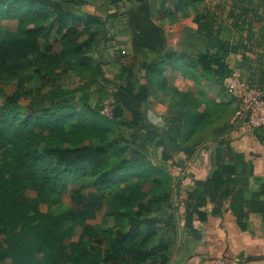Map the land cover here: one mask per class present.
<instances>
[{
  "label": "trees",
  "instance_id": "16d2710c",
  "mask_svg": "<svg viewBox=\"0 0 264 264\" xmlns=\"http://www.w3.org/2000/svg\"><path fill=\"white\" fill-rule=\"evenodd\" d=\"M202 1L173 0L167 5L164 0H108L84 17L77 10L87 0H0V25L16 22L15 38L0 42V264L170 263L169 236L177 237L178 210L171 197L179 189L171 171L184 170L199 146L213 149L216 164L221 162L229 150L224 135L232 128L228 120L232 105L235 115L236 100L225 89L230 99L222 91L213 98L199 90L196 97L193 92H176L179 104H185L188 96L192 99L190 111H181L170 134L167 127H158L147 118L148 86L135 91L129 69L125 85L104 79L100 54L101 47L112 39L107 24L122 23L131 48L152 54L149 62L141 63V69L149 81L153 78L161 87L167 86L164 72L168 66L187 83L197 85L205 80L224 85L237 71L229 63L234 57L245 64L242 69L247 77L238 72L249 88L264 92V62L260 69L259 63L250 64L248 57L264 48V41H259L264 38V10L258 12L264 0H232L224 16L214 9L198 12ZM191 10L194 15L189 14ZM156 17L169 26L190 23L205 42V51L193 59L179 54L171 45L167 28L155 23ZM83 19L105 22L106 30L100 36L88 27L79 31ZM255 26L260 27L258 33ZM54 29L58 53L53 52L50 41ZM225 30L233 41L224 39ZM65 72L89 78L82 86L65 89L56 81V76ZM13 81L8 94L1 84ZM98 82L115 89L112 118L71 101L72 95ZM22 102L27 104L20 112ZM119 111L131 114L129 127L142 134V147L155 149L158 165L141 156L124 159V148L127 151L129 147H120L119 140L110 142L115 112ZM222 114L227 117L224 124L203 138V128ZM256 131L264 136V131ZM85 176L99 182L95 191L82 185L74 188ZM132 180L134 183L128 184ZM71 187L68 209H52V199ZM261 192L264 194V189ZM228 193L217 172L209 180L195 181L194 188L186 192L184 227L193 241L187 240L183 248L177 243L172 264H229L211 254L201 255L193 245L199 242L193 221H205L207 205L215 206V212L225 210ZM259 203L257 211L264 214V201ZM100 214L112 221L110 227L89 223ZM239 225L246 228L241 218Z\"/></svg>",
  "mask_w": 264,
  "mask_h": 264
},
{
  "label": "rangeland",
  "instance_id": "374dc122",
  "mask_svg": "<svg viewBox=\"0 0 264 264\" xmlns=\"http://www.w3.org/2000/svg\"><path fill=\"white\" fill-rule=\"evenodd\" d=\"M108 0H87L85 6L80 7L77 11H80L84 17L91 16L94 14L96 7H99L102 4H107ZM159 2L161 0H158ZM167 5H169L173 0H164ZM232 0H204L201 4L197 5V11L201 12L204 9H214L217 13L221 15H226L227 11L231 7ZM264 10L260 9L258 12ZM190 15H194V11L191 10L189 12ZM156 24L164 26L168 28V32L170 34V42L171 45L178 50L179 54H184L187 57L193 59L200 53L205 51V42L201 40L194 31L187 28V25H191L190 23H182L181 25L176 26H169L166 20L156 17L154 20ZM105 22H98V23H87L86 19H83L81 22V26L79 31L82 30L83 27H88L91 32L96 31L98 36L102 35L103 30H106ZM255 31L258 33L259 26H255ZM107 29L109 34L112 36V39L101 47V54H100V65L102 70V77L107 81L111 82L114 85H125L127 70L129 69L133 74V84L135 91H138L141 85H146L149 88V98L148 101L150 103V111L147 113V118L149 121L158 126V127H167L168 133L171 134V129L177 123L178 116L180 115L181 111H190L189 103L191 102L192 97L188 96L185 100V104H179L181 98L176 94V92L182 93H189L193 92L196 95L193 97L198 96V90L201 93H204L205 96L208 97H215L219 91L228 98L229 96L224 91V85H217L213 81H200L197 85L192 84V82H186L180 75L174 74V67L168 66L164 72V75L167 80V86L161 87L159 84L157 85V81L153 78H150V81L146 78V73L144 70L141 69V63L143 61L149 62L152 58V54L144 51H138L131 48L129 43V37L127 33L124 31V26L122 23H115V24H107ZM56 29L53 30L51 36V43L53 45V52L58 53L60 51V45L57 42L58 37L55 35ZM16 36V22L15 21H4L0 25V42L5 40H13ZM86 36H82L81 39H85ZM224 39L233 41L231 33L229 30H225L224 32ZM258 41V38L257 40ZM260 43L262 44L264 41L263 37L259 39ZM254 43H256L253 40ZM249 62L252 65H257L258 68H262V65L259 66L262 62H264V48L260 47L258 49V53L256 56H248ZM230 65L235 67L237 71L241 72L245 78L247 77L245 72L243 71L242 67L245 65L237 61L234 57L229 58ZM255 65V66H256ZM256 69V68H255ZM253 70V73L257 71ZM89 77L87 76H78L71 72H65L63 74H58L56 76V81L59 85H61L65 89H75L76 87L84 85V83L88 80ZM255 78H252L254 81ZM15 85V81L11 83H3L1 84V88L6 92L10 93ZM160 86V87H159ZM166 88V89H164ZM168 89V90H167ZM115 94V89L112 85L107 86L103 83L98 82L96 85H93L88 90L84 92H79L71 96L72 103L80 106L83 103L89 105L92 108L98 109L101 111V115L105 117L112 118L114 116L111 115L112 110L114 111V104H113V97ZM187 102V103H186ZM27 103L22 102L20 105V112H22L23 108ZM234 105L231 106L230 114L231 118L228 120L230 124L234 121L235 122V115L233 116V109ZM203 111L201 108L200 112ZM117 117L115 123V131L114 134L112 133L109 135V140L111 141H118L120 147H129L126 151L124 148L123 156L124 159H130L134 157H142L146 161L152 163L153 165H158L156 163V153L155 149L152 146H144L142 147L143 143V136L131 129L128 125V122L131 120V114L125 111H119L118 113L115 112ZM223 116V117H221ZM217 117V120H212L211 126H206L203 128L202 133L203 138H207L209 136V131L211 133L212 129H219L227 120V117H224L222 114ZM226 119V120H225ZM125 122V123H124ZM137 135L136 138L134 136ZM94 145H98V141L93 142ZM126 144V145H125ZM175 181V180H174ZM134 183V180L130 181L128 184ZM82 185L86 187L89 192L95 191L99 187V182L96 179H92L88 176L83 177L74 185V188ZM124 185H122L123 187ZM73 187L69 188L70 190L63 194L60 197L53 198L51 201V207L55 210L64 211L67 210L70 205V191ZM182 198L178 197L177 191L174 192V196L171 197V202L175 207H178L176 215V222L180 220V215H183V207L182 205ZM175 203V204H174ZM171 211H168L169 213ZM166 213V212H165ZM167 218L164 216V221ZM174 221V222H175ZM94 227H110L112 225V221L109 219H105L103 214L98 215V217L94 220L89 222ZM169 246L172 252V258L170 263L172 264L175 259V251L177 246V237L175 235H170ZM185 241L181 239L179 241V246L182 247ZM186 262H182L181 264H185Z\"/></svg>",
  "mask_w": 264,
  "mask_h": 264
},
{
  "label": "crops",
  "instance_id": "0c3cea01",
  "mask_svg": "<svg viewBox=\"0 0 264 264\" xmlns=\"http://www.w3.org/2000/svg\"><path fill=\"white\" fill-rule=\"evenodd\" d=\"M188 28L192 30L189 25ZM231 124L232 128L224 135L228 137L229 150L219 164H216L213 149L199 146L184 170L176 169L171 173L182 200L186 192L194 188L195 181L209 180L216 172L229 188L225 210L215 212V206L207 205L203 210L205 221H193L199 236V242L193 245L201 255L211 254L229 264H264V214L257 211L259 201H264L261 192L264 189V136H258L257 131L243 123L233 121ZM178 158L183 159V155L179 154ZM179 217L178 246L181 239L193 241L184 227L183 215ZM240 218L245 229L239 225Z\"/></svg>",
  "mask_w": 264,
  "mask_h": 264
},
{
  "label": "built area",
  "instance_id": "2783aa9c",
  "mask_svg": "<svg viewBox=\"0 0 264 264\" xmlns=\"http://www.w3.org/2000/svg\"><path fill=\"white\" fill-rule=\"evenodd\" d=\"M224 89L236 100L235 122L245 124L252 131H264V92L250 89L238 71L224 81Z\"/></svg>",
  "mask_w": 264,
  "mask_h": 264
}]
</instances>
